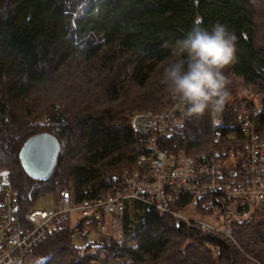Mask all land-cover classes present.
Wrapping results in <instances>:
<instances>
[{"label": "trees", "instance_id": "trees-1", "mask_svg": "<svg viewBox=\"0 0 264 264\" xmlns=\"http://www.w3.org/2000/svg\"><path fill=\"white\" fill-rule=\"evenodd\" d=\"M263 5L264 0H0V171H9L20 190L18 220L45 192L65 183L76 202L128 187L123 176L139 169L140 157L154 153L150 134L135 132L130 118L169 108L162 68L197 16L202 27L220 24L236 37V61L222 70L229 99L218 119L206 113L185 120L169 139L154 140L157 151L197 160L208 153L229 157L235 144L247 142L239 126L257 110L255 132L264 140ZM39 134L61 145L56 171L46 182L29 180L18 169L25 141ZM224 169L228 178L234 174ZM170 193L167 209L176 213L196 200V210L204 211L203 202L220 199ZM125 206L120 235L101 231L92 216H58L22 264H264V203L255 206L251 222L229 220L231 237L159 217L148 203ZM94 233L99 238L90 240Z\"/></svg>", "mask_w": 264, "mask_h": 264}, {"label": "bare ground", "instance_id": "bare-ground-1", "mask_svg": "<svg viewBox=\"0 0 264 264\" xmlns=\"http://www.w3.org/2000/svg\"><path fill=\"white\" fill-rule=\"evenodd\" d=\"M169 107H171L170 110H166L167 114L161 113L159 115L162 116H168L174 115L175 118H180L181 114L178 108L175 106V102L171 99L170 100ZM172 111L177 112L178 117L176 113H173ZM149 114L148 112H140L137 111L133 113V115L130 118V125L131 128L135 131L138 132L137 130L140 129H150L151 126H153L146 118H144L143 115ZM158 115V114H155ZM213 119L215 120L218 116L213 114ZM250 124L254 128H257V123L254 121L253 118H250L249 120ZM215 124L213 123V126ZM242 123L240 124L239 130H241ZM150 131H155V129H150ZM36 136V135H35ZM34 137V136H33ZM30 140L25 141L24 145ZM23 148V147H22ZM151 148L154 149V153L151 155L152 157L156 158L155 156L157 155V146L151 144ZM60 153H61V145H60ZM177 158H180L181 161L178 162H170L168 166L163 168L161 172V178L163 180L167 181H184L186 179H196V177L199 175V166H193V165H199L201 162H206L208 166L212 164L211 160H216L218 159V155L215 154H210L202 156L201 159L197 160L194 159L191 156H188L187 154L183 153ZM192 163V165H190ZM147 167V174L154 175L158 170L153 168L152 166L146 165L145 167H142L143 169H139V173L144 172V169ZM57 168V167H56ZM51 174V176L48 179L45 180H38L34 178V175L31 174V166L23 163L20 159L18 160V169L24 172V176L29 179V180H35L38 182H46L50 180L55 171ZM4 172L6 171H0V192L2 194L1 200H0V205L1 204H6L8 205H16L18 206V201H19V194L20 190L14 189V187H11L10 185L12 184L11 180V175L10 172H6L9 175H3ZM228 177L223 176L222 181L215 185V189L213 190L215 194L219 195L220 199L217 201L218 204H215L214 202H211V200L205 201L202 203L203 209H205V213L208 216L209 221L206 220H201L197 221L194 216H200V214H203V210H196L197 204L195 202H190L188 205L185 206V208L176 213L175 211L173 212L171 209L164 211L156 207L155 199L159 198H166L170 196L171 188L168 185H161L157 191H153L155 187L157 186L158 180H152L151 183L148 185V188H144L141 186H129V187H113L111 193L109 195L104 196L102 198H99L97 200L92 199V200H84L82 202H76L74 199V193L72 187L69 185V183L63 184L58 190V188L55 191H49L45 192L44 196L39 197V203L33 207L30 208L25 215V217H22L21 219L18 220L17 223L13 221V218L16 217L15 214H3L0 220L4 222H8V227L9 229L5 230V235L1 236L2 241L0 240V264H12L16 257H18V264H22L24 260L22 259L29 253L30 249L37 245L41 240H43V236L40 234L41 228L44 229V235L45 231L48 230L54 221L58 216L60 215H76L79 214L80 216H92L94 219L97 220L99 225L105 226L106 224V219L112 215L119 214L121 218L123 219L125 216V211H126V206L125 204L128 201H138L140 203H148L149 205H152L155 207V210L157 211V214L159 217H174L175 219L177 218L178 221H186V222H193L198 229L202 232H206L210 229V217L214 215L215 213H219L221 211V205L225 203L226 198L230 197L232 200H234L233 195L236 196L235 194L230 195L227 193V183H228ZM3 188V189H2ZM63 189H66L67 192H62ZM211 194V192H210ZM213 194V193H212ZM48 196L52 197V202L51 204H54L53 207H49V200ZM153 197V198H152ZM55 201H60V204H55ZM43 202V205H40V203ZM256 203L259 202V199L255 200ZM84 203H93L96 205V209L94 211H85L82 209V206ZM107 203H115L117 206H119L120 211L118 210H111L108 212H115L112 214H106L105 212H101V215L99 218H96L95 212L100 210V207H103ZM48 204V205H47ZM227 207H229V204L225 203ZM172 205V203H171ZM170 205V206H171ZM41 208H47V209H56V208H61L63 212H59L58 214H53L50 219H45L41 220L35 215V211ZM175 208V207H174ZM73 209H77L78 213L74 214ZM180 209V208H179ZM183 213H188V216H183ZM105 219V222H104ZM117 220H119L117 218ZM15 235H18V237L12 241L11 238L14 237Z\"/></svg>", "mask_w": 264, "mask_h": 264}, {"label": "clouds", "instance_id": "clouds-1", "mask_svg": "<svg viewBox=\"0 0 264 264\" xmlns=\"http://www.w3.org/2000/svg\"><path fill=\"white\" fill-rule=\"evenodd\" d=\"M203 18L195 17L186 37L171 46L160 83L180 111L179 124L222 114L229 99L228 79L223 69L236 61V37L223 25L209 30Z\"/></svg>", "mask_w": 264, "mask_h": 264}, {"label": "rangeland", "instance_id": "rangeland-1", "mask_svg": "<svg viewBox=\"0 0 264 264\" xmlns=\"http://www.w3.org/2000/svg\"><path fill=\"white\" fill-rule=\"evenodd\" d=\"M257 4H259L260 2H256ZM254 3V4H256ZM262 6V5H261ZM264 7V5H263ZM64 80H68L70 81V77L68 75L64 76ZM168 109H171V107H169ZM167 109V110H168ZM173 113H176L177 117H178V114L177 112L175 111H172ZM149 114H152V116H157L155 114H158V116H160V119L158 121H160V125L163 126V127H173L174 129V133L170 134L169 136L167 137H164V136H159V134L155 131H150V130H146L144 131L141 130L142 133H148L150 134L151 136V144L154 145L155 147V141L154 140H165V139H169L171 136L173 135H176L178 134L182 129H184L185 127V122H183L182 126L181 124L178 123V120H174L172 119L174 117V115L172 114V118L168 117V118H165V116H162V115H159L161 113H164V114H167L166 113V110H164L163 112H148ZM177 119L180 120V118L178 117ZM264 135V134H263ZM241 143V141L237 144H235V146L232 148L234 151L233 152H230V155L229 157H223L221 155H218V159L215 160V162H220L222 163V169L224 171V176L227 175V170L224 169V165H227L229 162L231 164H233L231 166V172L230 173H233V175H230L229 179H228V183H227V193L230 194V195H233L235 194L237 197H244L245 198V203L241 202V201H234L232 200L230 197H227L226 198V201L225 203L229 204V207L226 206L225 203H223L221 205V211L219 213H215L218 217V220L215 219V217L212 215V217H214L213 219H210L212 220L210 222V224H214L215 225H219V224H224L223 221H221V217L219 216H223V211L228 209L230 211V213L232 214V221L233 220H245L244 218V214L245 213H250V214H247V217L249 215H251V218H249V221L248 222H251L252 219L254 220L255 217H253V211L255 209V206L258 204L256 203L255 201H253L254 197H253V194L251 193V191L249 190V187L255 182V180L257 179L258 175L256 178H253V179H249L247 176H246V172H247V169H255L256 171L258 170V167H256L254 165V161L249 158V157H239V155H242V147H239V144ZM231 146V145H230ZM158 154H162L160 155V160L158 159ZM60 156V155H59ZM156 158L154 157H149V158H146L145 156H142L139 158V161H138V167L140 169V167H145L146 165L150 166V165H153L154 167H156L157 169H159L157 171V173H155L154 175H151V174H147V167L144 169V172L142 173H139V169H136L133 171V173L131 174H125L123 176V181L124 183L128 184V187L129 186H134V183L140 181V182H143V181H148L149 183H151L152 180H158V183L157 184V187L162 183L163 179H159L161 178V172L163 170V168H165L166 166H168L170 164V162L168 161V159H170L169 156H167L166 154L164 153H161V152H157V155L155 156ZM58 160H59V157H58ZM159 160V161H157ZM178 161H181L180 158H174L171 160V162H178ZM58 164V162H57ZM224 164V165H223ZM211 170H212V167H211ZM204 174V173H203ZM4 176L5 175H9L7 174L6 172H4L3 174ZM206 180H208V177H203L202 180H195V182H198V181H203V182H206ZM222 181V177H216L214 178V184L217 185L219 184L220 182ZM14 184V183H13ZM208 185V184H207ZM11 187H14V185H10ZM61 186L58 187V190H60ZM235 187H241V189L239 190L238 193H234L233 192V188ZM60 188V189H59ZM3 189V188H2ZM215 189V186H212L210 187V189L208 191H210L211 193L215 194L214 193V190ZM234 196V195H233ZM48 202H49V207H53L54 204H51L52 202V197L48 196ZM197 200L195 201V203L197 204ZM57 203V201H55V204ZM44 203L41 202L40 205H43ZM58 204V203H57ZM257 207V206H256ZM11 204L8 203V205L6 204H1L0 205V218L2 217L3 214L6 213H9V214H15V210L12 211L11 210ZM82 209L85 210V211H94L96 209V205L93 204V203H84V205L82 206ZM75 211H73L74 214L78 213L77 209H73ZM101 212H104L103 208L100 207V210ZM3 213V214H2ZM16 215V214H15ZM183 216H188V213H183ZM203 215H200V216H194L193 217L197 220V221H201V220H206V221H209V218L208 217H202ZM81 217L79 214H76V215H73V219L76 220L77 218ZM17 218V215L15 218H13V221L15 222ZM117 218L119 220H117ZM121 216H119V214H116V215H112L110 217H108L106 219V224H105V228L103 229L104 233H107V234H113V235H120L119 233V230H120V226H121ZM104 222H105V219H104ZM8 222H4L2 220H0V226L2 227H5V228H9L8 227ZM230 225V224H229ZM231 226H233V224H231ZM228 227H223L221 228V230L224 231L225 233V230L227 229ZM220 230V228L218 227H215L214 226V231H218ZM232 230H233V227H232ZM101 232V231H100ZM223 233V235H224ZM99 236L94 233L90 236V240H95V239H98ZM75 244L76 246H83L84 243L80 240H76L75 241ZM25 258V257H24ZM24 258L22 259V261L24 260ZM26 264H33V260L32 259H29L26 261Z\"/></svg>", "mask_w": 264, "mask_h": 264}, {"label": "built area", "instance_id": "built-area-1", "mask_svg": "<svg viewBox=\"0 0 264 264\" xmlns=\"http://www.w3.org/2000/svg\"><path fill=\"white\" fill-rule=\"evenodd\" d=\"M260 114H261V110H257L253 114L255 122H256V118ZM143 116L153 125V126H151L150 129L157 130L158 131L157 133L159 134V136L167 137L170 134L174 133L173 127H167V126L163 127L160 125L161 122L158 121L160 119V116H158V115L152 116V114H146ZM168 117L172 118V115L168 114V116H165V118H168ZM172 119L179 121V119H177L175 117H173ZM216 119H218V117ZM249 120H250V118H246L244 121L241 122L242 126H241L240 131L243 134V136L245 138H248V139H247V142L244 145H242V150H241L242 155H239L238 158L249 157L254 161V165L256 167H258L257 171L255 169H252V168L247 169L246 176L249 179H253V178H256L258 175L255 182L249 187V190L253 194V197H254L253 201H255L256 199H259L258 203L261 204V203H264V140L260 139V137L256 134V132H255L256 128H254L252 126V124H250ZM150 129L146 128V129H144V131L150 130ZM141 130L142 129L137 130V131L141 132ZM245 140L242 141L241 143L245 142ZM160 155H162V154H158L159 160H160ZM172 159H174V157H170V159H168V160L171 161ZM159 160H157V161H159ZM211 161H212V164L210 166H208L207 163L204 161L199 163V165H193L194 167L199 166V175L196 177V179L192 180V179L188 178L184 181L163 180L162 183L158 187L156 186L155 189H153V191H157V189L161 185H168V186H170V188L174 192H177V191L187 192L188 191V192L193 193L194 195H197V196L210 193V191H208V190L210 189L211 185L215 186V184L213 182L214 178H216V177L220 178V177L224 176V171L221 167L222 163L215 162L214 160H211ZM190 165H192V163H190ZM232 165L233 164H231L229 162L226 166H224V168H231ZM150 166L157 169L153 165H150ZM211 167H212V170H211ZM157 170H159V169H157ZM203 177H208L209 179L206 180V182H203V181L195 182V180H202ZM149 184L150 183L148 181H143V182L138 181V182L134 183V186H141V187L149 189V186H148ZM240 189H241V187H235V188H233V192L238 193ZM62 192H67V190L63 189ZM170 194L171 195L166 197V198H159L157 200L155 199L156 207L161 209V210H164V211L168 210L167 207L170 206L171 201L173 200V194L172 193H170ZM233 198H234V201H241V202L245 203L244 197L233 196ZM58 204H60V201H58ZM11 207H12L11 210L12 211L15 210L14 212L16 214V210H17L16 205H11ZM102 208L106 214L115 213V212H108L111 210L120 211L119 206H117V204H115V203H107ZM35 212H36L35 215L39 219L45 220V219H50L53 214H58L59 212H63V210L61 208H56V209L41 208V209L36 210ZM5 214H6V212H5ZM95 214H96V218H99L101 215L99 210L96 211ZM247 214H250V213H245L244 218L246 220H249V218H251V216L249 215L247 217ZM214 217L216 220H218V217L216 214H214ZM219 217H221V221H223L224 224H221V226H220V224L219 225L214 224V226L220 228V230H218V231H221V228L226 227V224L229 223V220L232 221V214L230 213V211L228 209H226L223 211V216H219ZM17 221H18V218H16L15 223H17ZM99 226H100L101 231H103L105 226H103V225H99ZM214 226H213V224H210V229L207 232L214 231ZM7 229H9V228H5V227L0 226V240L1 241H2L1 236L5 235V230H7ZM222 232L224 233L223 230H222ZM40 234L44 237V229L43 228H41ZM224 235L227 237H231V229L229 227L225 230ZM17 237H18V235H15L14 237L11 238L10 241L16 239ZM34 247H32L29 252H31ZM12 264H18V257H16L15 261Z\"/></svg>", "mask_w": 264, "mask_h": 264}, {"label": "water", "instance_id": "water-1", "mask_svg": "<svg viewBox=\"0 0 264 264\" xmlns=\"http://www.w3.org/2000/svg\"><path fill=\"white\" fill-rule=\"evenodd\" d=\"M60 143L49 134L31 137L20 152V160L31 166V174L38 180L48 179L57 167Z\"/></svg>", "mask_w": 264, "mask_h": 264}]
</instances>
